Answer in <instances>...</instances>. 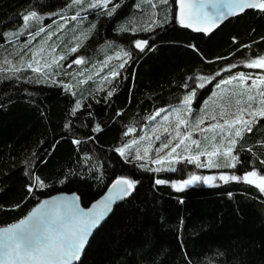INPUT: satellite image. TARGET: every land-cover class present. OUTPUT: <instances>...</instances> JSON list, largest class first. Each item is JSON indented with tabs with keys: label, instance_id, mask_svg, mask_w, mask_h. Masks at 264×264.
<instances>
[{
	"label": "trees",
	"instance_id": "obj_1",
	"mask_svg": "<svg viewBox=\"0 0 264 264\" xmlns=\"http://www.w3.org/2000/svg\"><path fill=\"white\" fill-rule=\"evenodd\" d=\"M92 2L0 0V226L59 191L76 192L87 206L125 177L137 182L134 189L114 207L77 264H264V192L243 180L202 179L243 177L252 170L264 175V118L237 138L231 152L235 167L221 166L224 160L213 168L187 159L169 168L151 162L162 143H179V120L185 121L182 137L200 119L208 125L222 110L237 114L232 95L216 99L214 91L227 75L249 69L248 63L264 55V10L251 8L204 34L180 23L176 0H111L107 7L90 8ZM29 12L40 19L25 28ZM64 15L80 16L79 24L66 33L47 31ZM136 40L148 42L143 51ZM41 49L40 63H33L41 72L22 67ZM59 56L65 59L43 68ZM76 58L83 63L74 64ZM113 71L119 74L112 77ZM201 76L214 79L198 88ZM193 91L194 113L177 112ZM78 100L81 107L73 115ZM206 100L209 114L201 110ZM130 127L135 131L125 135ZM202 135L201 149L220 144L219 133L214 141L212 132ZM125 145L131 147L122 156L117 149ZM145 148L148 158L134 159ZM157 167L162 170L154 171ZM192 175L201 179L182 186ZM34 177L45 186L29 193ZM157 179L166 183L156 184Z\"/></svg>",
	"mask_w": 264,
	"mask_h": 264
},
{
	"label": "snow or ice",
	"instance_id": "obj_2",
	"mask_svg": "<svg viewBox=\"0 0 264 264\" xmlns=\"http://www.w3.org/2000/svg\"><path fill=\"white\" fill-rule=\"evenodd\" d=\"M81 0H74V3H80ZM86 2V0H85ZM111 0H93L88 6L90 8H99V7H107ZM155 7V4L152 5ZM114 6L112 10L109 12V15L115 11ZM183 3L181 0V10L183 13ZM189 7L194 8L197 10V15L199 17V9L204 7L203 4H194L190 5ZM213 9H217V5L213 3L211 5ZM229 9L227 13L222 11H214L213 13H204V18L210 24V27L206 29V31H211L212 27H215L219 22L223 19L227 18L228 15H234L235 12L232 9H236L240 12L244 11L248 8H256L264 10V0H235V2L226 5ZM40 19L35 12H29L23 16L24 20V27L27 28L30 21ZM76 19V17H73ZM156 22L153 21V24ZM180 23L184 25V17L183 14L180 16ZM191 27L190 24L185 25ZM126 31L127 29H121ZM149 30V29H145ZM197 30H204V29H197ZM44 29L41 28L39 32H43ZM135 31V29H133ZM39 32L36 35H39ZM49 39H51V35H49ZM148 42L146 40H136L135 47L140 49L141 51L144 50L145 46H147ZM79 44L76 47L71 49V52H76ZM247 47V46H244ZM44 50L41 49L40 52H32V59L24 65L22 62V67L26 66L34 72H41V67H33V63L39 64L40 61L37 59L38 55L42 53ZM52 51L55 52V47L52 48ZM127 57L129 54L124 53ZM119 58V56H117ZM65 59L64 56L54 57L52 59V63L49 64L45 62L43 64L44 69H51L52 65L58 64V61ZM6 63H10L6 61ZM74 64H81L83 63L82 58H77L73 61ZM124 63H127L125 60ZM124 63L120 64V68L124 67ZM106 66V65H105ZM247 67H260L264 68V58H260L257 60H252L250 63L246 65ZM71 67V65H69ZM236 67V65H230V68ZM229 69H222L221 71H227ZM20 69H16L19 71ZM119 73L118 72H111V76L115 77ZM219 75V72L216 73ZM91 79V77H89ZM107 79V77H105ZM200 81H202L197 87L203 88L205 84L210 83L214 78L212 76L207 77H198ZM246 79L244 74H239V76H234L229 80L221 81V84H231L234 80H239L241 83ZM85 81L81 80L79 83H84ZM264 83V79L260 81ZM257 85V80H252V86ZM67 90L71 89V85H64ZM219 88L220 85H217ZM114 91V90H113ZM251 91V88L248 89ZM246 93L242 90L240 93H232V97L235 98L237 95L240 99L235 100V104L238 108V112L236 114L235 119L229 120L225 119L229 113L227 110H222L220 112V117L223 119V124L213 123L208 125L207 128L200 127L204 123V119H200L195 124V130L199 133L203 134L205 132H212V140L216 139L217 132L219 130L220 138L223 141L225 138V134L229 137L228 143L230 147H228L224 152V156H228L232 152V147L235 146L237 142V138L241 137L245 132H251L252 126L255 123L257 118H264V91L260 93L262 99L260 100V106L258 108H253L254 96L248 95L247 100L243 99ZM112 95V91L108 92V96ZM195 92L186 96L184 98L183 103L187 106ZM223 99V97H221ZM243 105H247V107H243ZM81 107L80 101L78 100L75 104V107L72 110V114L75 115L76 111ZM120 113H117L119 115ZM156 115H159L157 113ZM245 115L249 118L245 119ZM155 117H150V119H154ZM213 120H216V116L213 115L211 117ZM168 117L165 116L164 120L167 121ZM185 121L183 119L179 120V123L176 125V137L180 138L179 143H177L174 147H171V150L167 152V154L159 159L151 161L154 164L160 165L162 162L173 154L178 153V149L181 146L184 147V151L188 152L192 145H195L199 148V141L196 139H191V133H186L184 137H180L179 128L180 125H184ZM239 125V127H237ZM65 127H69V125H65ZM99 126H97L94 131H99ZM135 131L134 128H129L125 135L128 133ZM155 131V130H153ZM165 133H168V129H164ZM157 141L161 140V136L157 135L155 137ZM207 139V137H205ZM186 140H191V144H186ZM76 144H79L81 141L74 140ZM137 141L133 140L132 144H136ZM172 144V140L170 139L167 144H161L160 148L155 149L156 153H159L163 149L169 148ZM131 145H125L122 148H118L117 151L123 156L125 155V150L130 148ZM213 151H203L197 152L196 155H189L187 157V161L189 163L196 162V166L200 167H219V165L212 162L211 157L220 155V148L216 145H212ZM251 151V149H249ZM149 149L145 148L143 155L140 154L139 151L136 152L134 159L136 160H145L148 158ZM202 155H206L209 157V161L207 164H202L199 162V158ZM231 159L235 160L236 157H231ZM264 163V161H262ZM226 167L232 168L235 167L233 164H227ZM141 167H145V165H141ZM162 169L157 167L154 169L156 172H160ZM175 171V169H171ZM224 181L227 183L229 180L232 181H239L243 180L249 184H255L257 188L261 192H264V175H258L257 171L252 170L247 173L243 177L237 175H220L219 177L215 176H205L202 179L205 182L214 181L216 179ZM201 177L192 175L188 180L181 182L182 186H186L191 184L193 181L200 180ZM137 182L125 178V177H118L112 184L109 189V194L106 195L101 201L97 202V204L92 205V207L87 211H83L78 208V205L68 203L65 201V208L67 209L66 213L61 214L59 211V205L57 204V198L53 197L50 201H43L40 205L37 206L36 209H33L31 213L28 214L27 217L21 219L19 222L8 225L7 227L0 228V264H74L75 261L79 260L81 252L87 242L88 237L91 234V231L100 223V221L104 218L107 212L110 210V206L113 202L119 199H123L131 194L132 190L135 187ZM166 183L164 180L157 179L156 184H163ZM34 186L44 187V183L40 180L39 177H34L32 184L28 186V191L31 193L34 189ZM172 186L179 190L177 183H173ZM50 205L52 207H50Z\"/></svg>",
	"mask_w": 264,
	"mask_h": 264
},
{
	"label": "rangeland",
	"instance_id": "obj_3",
	"mask_svg": "<svg viewBox=\"0 0 264 264\" xmlns=\"http://www.w3.org/2000/svg\"><path fill=\"white\" fill-rule=\"evenodd\" d=\"M79 20H80V16L76 17V19H73V17H71V16L68 17V16L64 15L63 17H61V19H57L55 21L56 23H54L47 31H50V32H54L55 31L57 33H66V32H68V30H70V28H72L76 24L78 25L79 24ZM260 58H264V55L262 57H260ZM260 58H256L254 60H257V59H260ZM241 73L244 74V76L246 77V79L242 83L239 80H234L231 84H223V85L220 86V89H218L217 91H214V97H216V99H218L219 96L220 97H229V96L232 95V93H240L243 90L246 93L244 95L243 99L247 100V96L248 95L254 96L255 99H254L252 107L254 109L258 108L260 106L259 102L262 99V97L259 96L258 90L262 89V91H264V83L260 82L262 79H264V68L250 67L247 70H245V69L244 70H239V71L234 72V73H232L230 75H227L223 79V81L229 80V79H231L234 76H239V74H241ZM253 79L257 80V85L256 86H252V80ZM249 88H251V91H248ZM193 92L188 93L187 95H185V97L189 96ZM232 99L235 102V100L236 99H240V97L237 95L235 98L232 97ZM194 100H195V95L193 96L191 102L187 106H185V104L183 103V101H184V99H183L181 105L176 107V111L179 112V111H182V109H184L185 111L187 109H190L191 113H192L194 111V105H192V102H194ZM207 104H208V101L206 100L204 105L202 106L201 110L204 111V112L206 111V113L209 114L210 113V109L207 108ZM243 106L247 107L246 105H243ZM177 108H178V110H177ZM235 117H236V113H233V115L229 114V115H227L224 118L232 120V119H235ZM189 118H191V119L194 118V115H192L191 117L189 116ZM216 118H217L216 120L211 119V121L209 122L208 125L213 124V123H217V121L219 123L223 124V119L221 117H216ZM247 118H249V117L247 115H245V119H247ZM208 125H200V127L207 128ZM237 127H239V125H237ZM171 131H172V129H171ZM176 131H177V129L175 130V132ZM189 132L192 134L191 135V139H196V140L199 141L202 138V136H203L201 133H199L195 129H190V130L186 129V130L181 131V133H183L182 137H184L185 134L189 133ZM216 132L218 134L219 130L217 129ZM206 133H210V132H205L203 134H206ZM196 134H198V135H196ZM216 137L218 139V135H216ZM210 139L211 138H209V140ZM218 141H219L220 144H218V145L214 144V145H216L217 147L220 148V153L221 154L211 157L212 162L217 164V165H220L219 162H223V160H224V163H221V166L222 165L225 166L227 164H233L234 165L233 160L231 159V157H232L231 153L228 156H224L223 155V152L228 147H230L229 143H225V140H223V141L222 140H218ZM185 143L186 144H191V140H186ZM176 144L177 143L171 144L169 146V148L163 149L162 152L159 155L153 157L152 161H154L156 159H159L160 157L165 156L167 154V152H169L171 150V147H174ZM201 148L202 147H200V146H199V148H197L195 145H192L190 150L188 152H185L184 151V147L181 146V148L178 149V153L177 154H173L171 157H169L168 159L164 160L162 162V164H160V165L163 166V167L169 168L177 160L187 159V157L189 155H196L197 152H203L205 150L208 151V152H212L214 150L213 147L204 148V149H201ZM203 156H205V159H206L205 163L207 164L208 161H209V157L206 156V155H203ZM258 175H261V174L258 173ZM253 185H255V184H253Z\"/></svg>",
	"mask_w": 264,
	"mask_h": 264
},
{
	"label": "water",
	"instance_id": "obj_4",
	"mask_svg": "<svg viewBox=\"0 0 264 264\" xmlns=\"http://www.w3.org/2000/svg\"><path fill=\"white\" fill-rule=\"evenodd\" d=\"M235 2V0H182V3L184 5L183 7V13L181 10V0H176V15L177 18L180 20V16L181 14H183L184 17V25H188L190 24L191 27L190 28L192 31L196 32V33H204V34H211L212 32H214L216 29H218L223 23H225L226 21H228L229 19L235 18L239 15H241L242 13H244L245 11L251 9H245L244 11L240 12L236 9H232L233 12H235L236 14L234 15H228L227 18L223 19L221 22H219L215 27L211 28V31H206V29H208L210 27V24L207 22V20L204 18V13H213L214 11H222L227 13L229 11V9L226 7V5ZM215 3L217 5V9H213L211 7V5ZM194 4H203L204 7L202 9H199V17L197 15V10L194 8L189 7L190 5H194ZM197 29H204V30H197ZM115 181V180H114ZM113 181V182H114ZM113 182L106 188V190L95 200H93L89 205L84 206L81 203L80 200V196L72 191V192H66V191H59L56 193H53L51 195L45 196L43 197L24 217H22L21 219H24L25 217L28 216L29 213H31L33 211V209H36L38 205L41 204V202L43 201H50L51 198L55 197L57 198V204L59 205V211L61 212V214L66 213L67 209L65 208L64 204L65 201H67L68 203H72L75 205H78V208L87 212L92 205L97 204V202L101 201L106 195L109 194V189L112 186ZM126 197H124L123 199H119L116 200L115 202H113L110 206V210L107 212V214L104 216V218L100 221V223L91 231L90 236L87 239V242L81 252V255L79 257L78 261H75L74 264H77L86 248L88 247V245L90 244L93 236L95 235V233L99 230V228L105 223V221L108 219V217L111 215L113 209L115 206H117L119 203H121ZM50 207H52L50 205ZM21 219L17 220L16 222H13L11 224L17 223L19 222ZM9 224V225H11ZM8 225L5 226H0V228L3 227H7Z\"/></svg>",
	"mask_w": 264,
	"mask_h": 264
},
{
	"label": "crops",
	"instance_id": "obj_5",
	"mask_svg": "<svg viewBox=\"0 0 264 264\" xmlns=\"http://www.w3.org/2000/svg\"><path fill=\"white\" fill-rule=\"evenodd\" d=\"M26 65H27V63H26ZM81 65V64H80Z\"/></svg>",
	"mask_w": 264,
	"mask_h": 264
}]
</instances>
